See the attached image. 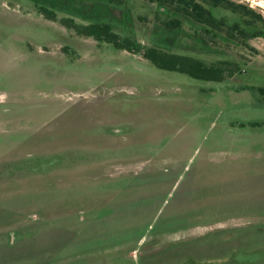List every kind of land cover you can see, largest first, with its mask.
<instances>
[{
  "label": "rangeland",
  "instance_id": "rangeland-1",
  "mask_svg": "<svg viewBox=\"0 0 264 264\" xmlns=\"http://www.w3.org/2000/svg\"><path fill=\"white\" fill-rule=\"evenodd\" d=\"M231 1L264 20V0ZM158 10L0 0V264H264V38L207 43ZM150 48L238 69L197 79Z\"/></svg>",
  "mask_w": 264,
  "mask_h": 264
},
{
  "label": "trees",
  "instance_id": "trees-1",
  "mask_svg": "<svg viewBox=\"0 0 264 264\" xmlns=\"http://www.w3.org/2000/svg\"><path fill=\"white\" fill-rule=\"evenodd\" d=\"M145 1L159 7L158 14L159 12L165 13L167 17H170V20L159 21L165 28L169 30L180 29L185 21H189L202 28L201 33L196 32V34L207 43H213L221 36L228 44L235 41L243 46L247 45V41L250 39L264 38V20L262 16L256 14L249 6L236 4L231 0ZM40 14L46 15L48 20H53L55 16L53 12L46 8H40ZM171 15H173V18H171ZM239 20H243V23L240 24ZM62 24L74 30L80 37L112 44L117 50L133 54L142 52L141 44L116 34L110 23L95 22L89 25H79L74 20H66ZM249 29H252V31ZM143 57L160 69L179 72L193 78L213 82H222L224 78L232 76L238 69L235 64L222 62L208 65L198 59L169 54L155 48L145 50Z\"/></svg>",
  "mask_w": 264,
  "mask_h": 264
}]
</instances>
